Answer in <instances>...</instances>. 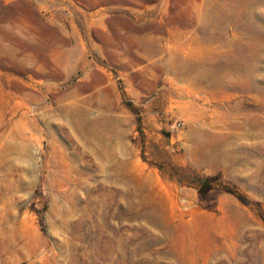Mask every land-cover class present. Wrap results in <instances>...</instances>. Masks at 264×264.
<instances>
[{
    "label": "rangeland",
    "instance_id": "obj_1",
    "mask_svg": "<svg viewBox=\"0 0 264 264\" xmlns=\"http://www.w3.org/2000/svg\"><path fill=\"white\" fill-rule=\"evenodd\" d=\"M0 264H264V0H0Z\"/></svg>",
    "mask_w": 264,
    "mask_h": 264
},
{
    "label": "trees",
    "instance_id": "obj_2",
    "mask_svg": "<svg viewBox=\"0 0 264 264\" xmlns=\"http://www.w3.org/2000/svg\"><path fill=\"white\" fill-rule=\"evenodd\" d=\"M213 177H208L204 180L203 184L205 187L209 186V181L212 179Z\"/></svg>",
    "mask_w": 264,
    "mask_h": 264
}]
</instances>
